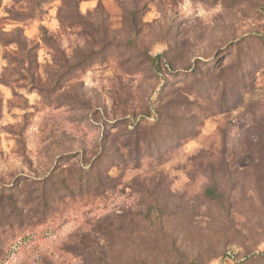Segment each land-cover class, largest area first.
I'll return each mask as SVG.
<instances>
[{"label": "rangeland", "instance_id": "obj_1", "mask_svg": "<svg viewBox=\"0 0 264 264\" xmlns=\"http://www.w3.org/2000/svg\"><path fill=\"white\" fill-rule=\"evenodd\" d=\"M0 264H264V0H0Z\"/></svg>", "mask_w": 264, "mask_h": 264}]
</instances>
